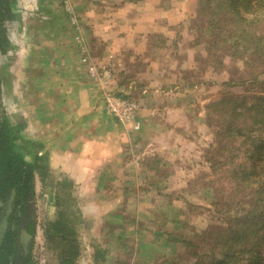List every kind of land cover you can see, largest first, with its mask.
<instances>
[{"label":"crops","instance_id":"0c3cea01","mask_svg":"<svg viewBox=\"0 0 264 264\" xmlns=\"http://www.w3.org/2000/svg\"><path fill=\"white\" fill-rule=\"evenodd\" d=\"M77 1L82 30L88 33L84 32V39L89 41L94 57L107 64L114 74L127 73L124 86L119 85L120 81H114V85L131 91L139 88L136 98L142 106L138 117L141 126L139 130H132L113 121L105 109L101 90L94 91L95 85L80 63L72 36L66 38L71 33L56 30L49 33L53 22L39 38H28L24 24L22 38H9L15 51L7 55H13L15 62L4 64L1 73L4 88L9 87L6 76L12 74L14 82L10 88L14 94L21 87L27 89L26 96L14 98L15 110H12L26 123L25 133L31 129L34 149L30 159L40 164L42 153L47 151L52 169L63 172L64 178L83 191L108 186L143 188L177 181L184 185L190 177L185 176L188 166L184 155L187 153L189 160L199 161V152L185 150L195 141L189 139L190 132L184 129L185 107L179 109V104L172 102V90L177 91V83L184 80L185 71L182 66L179 68L174 51H169L180 22V8L176 11L174 3L167 5L165 0ZM151 35L165 38L166 45L153 47ZM185 55L190 61L191 53L187 51ZM149 57L151 60L146 61L145 68L136 69ZM194 65L192 58L190 67ZM25 75L30 79L24 82ZM155 75L156 81H152L150 76ZM180 83L185 86L184 82ZM148 128L150 132L146 133ZM24 137L27 138L25 134ZM181 155L183 160H177ZM171 166H175V173L180 170V177L172 170L167 171ZM127 171L133 172L134 178L126 177ZM98 196L87 193V199L93 204ZM111 196L106 199L100 195L98 200L106 199L107 203L115 194ZM127 197L131 203L142 198ZM121 199L117 197L118 202Z\"/></svg>","mask_w":264,"mask_h":264},{"label":"rangeland","instance_id":"374dc122","mask_svg":"<svg viewBox=\"0 0 264 264\" xmlns=\"http://www.w3.org/2000/svg\"><path fill=\"white\" fill-rule=\"evenodd\" d=\"M70 2L78 18V30L70 24L69 14L65 11L63 0H9L8 6L10 9L7 15L5 14L6 18L4 22V27L9 38H22L23 32L21 27L24 24L27 26L28 38H39L40 33L47 30L49 24L53 22H55L53 23L54 27H49V33L50 30L64 33L68 31L67 33H71V35L68 34L66 38H71V36L74 38L76 33L79 32L83 38H86L77 11L78 1L70 0ZM165 2L167 5L174 3L175 9L177 8L176 11L180 8V22L176 27V34L173 37L174 44L171 43L169 51H174L178 57L179 68L182 66L183 70H185L182 73L184 80L180 81L184 82L185 86L180 82L177 83V91L174 92L172 90L174 93L172 102H176L177 105L179 104V109L185 107L184 129L185 132H190L189 139L195 141L193 145H189L185 150H197L199 152V161H196V159L194 161L192 159L191 161V159H188L187 153L184 155L185 166H188L185 167V176H190L189 178L186 177L187 180L184 182V185H180L177 181V183L173 182L169 185H150L143 188L119 186L114 189L113 186H108L101 189L94 187L91 191H89L91 188H86L83 191L79 190V188L77 189L75 186H70L69 179L66 182L60 181L65 177L63 176L64 173H60L58 170L56 172L55 169H52L51 162L48 160L49 154H47V151L43 152V158H41L43 161L39 164L38 168L40 174L39 177L37 176L35 185L34 204L36 217L41 225L45 221L55 225V222L58 220L63 225L65 223L67 229L62 230L61 226L57 225L55 229L59 230L58 234L54 237V241L50 242L44 236L41 237L37 233L35 258L38 264H59L58 257L60 251H57V249L61 250V248L64 251L68 250V248L70 251L76 249L78 254L74 257L73 264H114L115 262L123 264H152L158 257L160 260L157 264H171L170 262H162L161 259L169 258L177 250L179 242L169 243L167 238L160 236L159 230L165 229L169 232L177 233L181 238L191 237L198 243L199 241L195 239L198 233L220 223L212 206V201L214 200L213 189L208 183V176L211 170L204 158V149L212 141L213 133L206 126L205 116L201 113V109L207 102L217 100L224 92L225 86L222 83L233 77L230 70L234 69V64H231L228 58H226V67L217 71L212 67L206 66L199 57L200 54L205 56V52L201 46L193 44L194 30L191 26V21L195 16L197 0H165ZM57 24L62 25L60 27ZM85 34L88 33L85 32ZM63 36L65 37V34ZM49 38L52 37L49 36ZM178 40H180V46H177ZM73 42L76 46L74 39ZM157 43L159 46L166 45V40L165 38H159ZM76 48L78 50L77 46ZM87 48L92 64L99 68L108 66L94 57L88 44ZM4 49L7 51L6 55L8 52L13 53L15 51V46L11 39H9ZM187 51L191 53V57L194 59V68L190 67L192 58L189 61L184 57ZM78 52L81 65L85 68L89 79L95 85L94 91H97V89L101 90L104 105V96L109 92L116 95L127 94L131 98L136 99L139 88L132 89L133 91H131L126 90L125 87L114 85V81H120L122 77L118 73L114 74L112 69V77L106 81L105 85L101 84V81H97L94 77H91L81 59V52L79 50ZM6 55L2 60L0 59V64L1 61L7 65L15 62L13 55ZM197 56L199 57V62L196 60ZM148 60H151V57L143 60L144 63L137 66L136 69L145 68L146 61ZM34 76L36 75L34 74ZM150 77L152 81H156V75ZM6 79L9 87L7 89L6 87L4 88L5 85L2 82V99L0 103L6 114L10 117L11 122L17 127V148L23 152L26 151L25 153L27 154L24 153V157L26 156V160L30 161L31 152L34 149L30 137L31 129L28 128L26 130L27 133H25L26 123L22 116L19 117V114H16V111L12 110V108L15 110V105L13 106L14 98L17 95L26 96L27 89L21 87L14 94V90L10 88L11 83L14 82L13 75L8 74ZM23 79L25 82L30 77L28 75L26 78L25 75ZM231 91L238 93L241 92V88L236 87L231 89ZM43 107L47 109V105ZM16 108L18 107L16 106ZM113 121L115 122L116 119ZM117 122L119 121L117 120L115 123L117 124ZM149 132L150 129L148 128V132L146 133ZM24 134L27 138L24 137ZM44 141L46 142V140ZM177 157L179 158L177 160H183L182 155ZM180 157L182 158L180 159ZM172 158H176V156H172ZM159 163L161 162L159 161L156 165L159 166ZM174 168L175 166H171L167 171H173ZM167 171H164L166 176L169 175ZM173 173L175 176H181L180 170H178V173L174 171ZM125 174L126 177L134 178V174L131 171H127ZM48 178L52 181L56 179L58 181L56 183L54 181L55 184L52 185L50 180H47ZM42 181H45V183H42ZM88 192L89 194L91 192L99 196L102 195V197L105 196L106 199L115 194L112 198L114 201L110 199L106 203V199L102 198V201L98 200V196L97 202L93 204V202L87 199ZM127 195H130V199L132 196H142V198L135 203H131ZM117 197H122V202H118ZM102 205L104 207L100 208ZM60 214L62 215L60 216ZM71 235L72 238H76L74 249L71 245ZM56 244L59 247H56ZM53 245L55 246L53 247ZM181 247L183 246L180 245ZM200 247H202L201 243ZM262 250L264 251V244L262 245Z\"/></svg>","mask_w":264,"mask_h":264},{"label":"trees","instance_id":"16d2710c","mask_svg":"<svg viewBox=\"0 0 264 264\" xmlns=\"http://www.w3.org/2000/svg\"><path fill=\"white\" fill-rule=\"evenodd\" d=\"M6 8L0 6V11ZM2 22L0 17V27ZM191 26L193 44L205 52L199 57L206 66L220 71L226 67V58L234 64L230 70L233 77L222 83L224 92L201 109L213 133L204 158L211 170L208 183L220 223L198 233V243L191 237L159 230L169 243L179 242L177 250L161 260L171 264H264V0H197ZM149 38L153 47H159L161 36ZM2 42L7 39L0 38ZM120 75L119 85L124 86L128 75ZM236 87L241 92L231 91ZM118 96L135 99L127 94ZM17 139V127L0 103V193L14 197L13 212L18 205L27 210L34 173L32 162L17 148ZM69 185L74 186L70 181ZM57 225L67 229L58 220L55 225L47 223L44 230L49 242L58 234ZM70 240L74 249L76 238L71 235ZM68 250H60V264H73L78 252Z\"/></svg>","mask_w":264,"mask_h":264},{"label":"flooded vegetation","instance_id":"af4514ba","mask_svg":"<svg viewBox=\"0 0 264 264\" xmlns=\"http://www.w3.org/2000/svg\"><path fill=\"white\" fill-rule=\"evenodd\" d=\"M9 0H0V6L3 9V6H7L6 11H0V17L3 19L2 27H0V38H6L7 42L0 43V59L2 60L6 55V50L3 46H7L9 41L8 33L4 27L5 14L9 11ZM2 12V13H1ZM2 33V34H1ZM4 62L1 61L0 64V88L2 92V73L1 69L4 66ZM2 99V93H1ZM25 153V152H24ZM25 159L26 156L24 157ZM28 161V160H27ZM29 162H32L34 167L33 173V185H32V197L30 202H28V207L26 211L20 208L18 205L15 211H12L14 204L13 196H3L0 193V264H38L35 258V245H36V236L37 233L41 237H45V230L47 221L43 225L37 220L35 212V185L37 176L39 177L40 172L38 171L39 164H34L30 159ZM50 180L51 179H47ZM61 179L60 181H63ZM46 181V180H45ZM45 181H42V183ZM56 183V182H55ZM55 183H52L55 184ZM26 206V205H25ZM13 216V217H12ZM10 221V226H9ZM62 250V249H61ZM60 251V249H57ZM78 254V253H77ZM25 256L27 260H24ZM26 261V262H25ZM60 264V260L58 257Z\"/></svg>","mask_w":264,"mask_h":264},{"label":"built area","instance_id":"2783aa9c","mask_svg":"<svg viewBox=\"0 0 264 264\" xmlns=\"http://www.w3.org/2000/svg\"><path fill=\"white\" fill-rule=\"evenodd\" d=\"M65 11L69 14V21L73 27L78 30V18L75 15L74 8L70 0H63ZM78 50L81 52V59L87 67V72L91 77H94L97 81H101V84H106V81L112 77L111 69L108 66H102L101 68L92 64L90 61V53L87 48V43L83 36L77 32L73 38ZM105 109L107 113L122 123L125 127L132 130L140 129L139 112L142 108L141 103L135 99L122 98L113 93H106Z\"/></svg>","mask_w":264,"mask_h":264}]
</instances>
